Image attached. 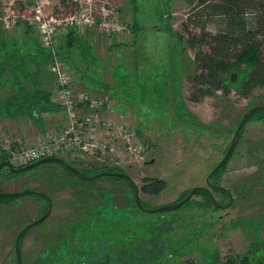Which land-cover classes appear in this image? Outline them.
Returning <instances> with one entry per match:
<instances>
[{
    "label": "rangeland",
    "instance_id": "374dc122",
    "mask_svg": "<svg viewBox=\"0 0 264 264\" xmlns=\"http://www.w3.org/2000/svg\"><path fill=\"white\" fill-rule=\"evenodd\" d=\"M64 1L71 4V0H0V34L10 33L7 39L25 52L23 67L29 74L42 73L47 81L54 82L51 65L56 59L75 83L78 69L72 61H79L80 49H89L98 58L97 76L105 81L108 75V101L116 90L128 106L121 108L126 113L117 112L121 121L117 125L129 126L143 147L132 155L119 150L110 156L113 159L87 154L61 158L83 172L123 169L138 187L145 177L165 180L167 188L158 196L140 192L149 211L177 203L195 187H206V178L226 154L243 116L264 106V88L244 97L239 93L244 75L235 71L227 77L228 95L216 92L200 103L190 101L187 77L194 74L195 65L182 29L190 13L186 0H76L77 7ZM36 11L44 21L35 19ZM70 14L71 19L65 20ZM218 25L214 21L209 31L215 33ZM50 28L54 37L48 49L42 33ZM108 41L123 48L110 51ZM33 53L43 55L44 63H37ZM6 57L1 51L0 61ZM85 96L87 102L102 99ZM87 105H78V111L87 109L90 114ZM106 108L103 104L90 116L103 125L107 120L100 113ZM58 109L65 113L61 104ZM6 140L17 147L25 145L0 131V141ZM0 154L4 155L1 144ZM8 174L5 168L0 176L1 192L37 190L53 204L49 218L23 238L22 264H182L187 259L200 264H227L230 259L264 264V113L247 124L232 158L215 178L233 195L234 204L224 211L205 209L202 196L196 195L176 211L144 212L126 181L108 177L81 181L56 164ZM214 195L228 204L226 196ZM46 208V201L32 196L0 198V264H17L18 234Z\"/></svg>",
    "mask_w": 264,
    "mask_h": 264
},
{
    "label": "trees",
    "instance_id": "16d2710c",
    "mask_svg": "<svg viewBox=\"0 0 264 264\" xmlns=\"http://www.w3.org/2000/svg\"><path fill=\"white\" fill-rule=\"evenodd\" d=\"M74 1L76 2V0H71V4L66 1L64 3L77 7V3H74ZM186 1L190 7V13L182 23V29L186 36V45L193 52L195 65L194 74L187 77L190 101L200 103L207 97H213L216 92L228 95L230 86L227 84V77L235 71L244 75V81L239 91L244 97L251 96L258 88H264V0ZM27 14L30 13L27 12ZM68 17H71V14L66 16V18ZM214 21H218L219 24L215 33L208 29L209 25ZM80 92L88 93L85 90ZM115 92L117 93L118 91L115 90ZM105 98H109V96ZM110 101H107L104 105L108 107L111 103ZM261 113H264V111L256 113L253 117ZM0 156V163L8 161L5 154H0ZM55 164L61 166L69 175L76 178L64 166ZM4 169L0 170V176L3 174ZM7 170L9 172L8 177L23 174H16L10 169ZM103 172L124 173V170L111 167L95 171H84L83 174L93 177ZM126 182L131 185L129 181ZM166 188L167 182L163 179L157 177H145L142 179L141 191L144 194L158 196ZM190 192L191 190L186 192L179 201L185 199ZM196 195L202 196L203 203L200 204L205 209H216L205 192L200 191ZM32 197L46 201V210H48L49 202L46 198L41 196ZM190 202L187 204H190ZM182 264L200 263L193 259H187ZM227 264L239 263L230 259Z\"/></svg>",
    "mask_w": 264,
    "mask_h": 264
},
{
    "label": "crops",
    "instance_id": "0c3cea01",
    "mask_svg": "<svg viewBox=\"0 0 264 264\" xmlns=\"http://www.w3.org/2000/svg\"><path fill=\"white\" fill-rule=\"evenodd\" d=\"M8 35L11 36L8 32L0 34V42L2 40L4 42L1 44L4 48L0 47V52L7 54L6 59L1 58L2 61H0V131L15 143L32 145L43 138L45 133L59 132L67 122V116L58 109L57 85L54 76L52 75L53 82L50 79L47 81L48 77L42 73L29 74V70L23 67L21 61V55L25 52L22 51V47H17L18 44L12 39H7ZM29 44L33 50V44ZM109 45L110 51H113L114 47L123 48L114 42H110ZM26 52L31 53L29 49ZM79 52V61L71 60L74 67L78 69L77 80L74 83L75 89L79 92L84 89L96 99L109 96L107 92L111 91V86L106 81L109 79L108 75H104L106 76L104 81L95 71V62L98 58L89 49L82 48ZM33 55L37 63H44L43 55L36 53ZM107 71L110 72V70ZM109 74L113 80L111 72ZM111 93L113 94L111 104L100 115L104 120L121 123L117 120V112L121 113L123 111L121 108H128V106L124 105V97L121 94L115 91ZM132 110L131 108L130 112Z\"/></svg>",
    "mask_w": 264,
    "mask_h": 264
},
{
    "label": "built area",
    "instance_id": "2783aa9c",
    "mask_svg": "<svg viewBox=\"0 0 264 264\" xmlns=\"http://www.w3.org/2000/svg\"><path fill=\"white\" fill-rule=\"evenodd\" d=\"M36 12L38 15L35 19L44 21L43 17L40 18L42 15H39V11ZM54 18L52 16L51 19ZM69 18L71 19V17ZM55 20V22H59L57 18ZM44 27L49 28V26ZM52 37H54L52 28L43 29L42 41L45 42L48 49L52 48ZM51 68L57 85L58 101L67 114V122L59 132H48L33 146L22 145L17 147L8 140L0 141L3 152L8 158L7 162L18 168L44 158L62 157L69 154H87L96 158L113 159L110 156L115 155L119 150L130 151L129 153L132 155L131 151L135 150L137 153L143 147L137 134L126 124L117 125L114 122L107 121L101 125L99 121L90 116L93 112H97L101 105L107 103L108 98L87 102L86 93L75 92L74 82H72L74 78L70 77L65 66L55 59ZM80 104H90L91 113L89 114L87 109L84 112L78 111L77 107ZM98 126L102 127L98 129Z\"/></svg>",
    "mask_w": 264,
    "mask_h": 264
},
{
    "label": "water",
    "instance_id": "95a60500",
    "mask_svg": "<svg viewBox=\"0 0 264 264\" xmlns=\"http://www.w3.org/2000/svg\"><path fill=\"white\" fill-rule=\"evenodd\" d=\"M235 76V75H234ZM232 76V81H235V77ZM264 111V106H257L253 109H250L242 118L241 123L239 124L236 133L233 137V140L231 142V145L226 153V155L223 157V159L220 161V163L212 170V172L208 175V177L206 178V185L208 187L205 186H198L195 187L191 190V192L189 193V195L174 204L165 206V207H161L152 211H148L144 208L143 203L140 199V187H138L133 180L131 179V177L127 174V173H116V172H103L100 174H97L93 177H89L86 176L85 174H83V172L78 169L73 167L72 165L68 164L63 158L61 157H48V158H44L41 159L35 163L29 164L25 167L22 168H16L14 165H12L11 163L5 161L0 163V170L3 168H8L10 169L13 173H24V172H28L31 170H34L35 168L41 167L43 165L46 164H60L62 166H64L73 176H75L78 179H81L83 181H87V182H91L94 180H97L99 178H116L119 180H126L129 181L131 186L133 187L134 191H135V202L136 205L138 206V208L144 212H150V213H162V212H172V211H176L179 210L180 208H182L183 206H185L191 199H193V197L199 193L200 191H205L208 194H210L212 200H213V204L215 206V208L220 209L222 211L229 209L232 204H233V196L231 194V192L229 190H227L224 187L221 186H216L211 182V179L218 173L220 172L229 162L231 156L233 155V153L235 152L240 139H241V131L247 126V124L249 123L250 119L259 112H263ZM210 189H215V190H219V191H223L228 193L229 197H230V203L226 206H222L213 196V194L211 193ZM22 196H41L44 197L48 200L49 202V208L47 210V212L40 217L39 219H37L36 221H34L33 223L27 225L17 236L16 241H15V253H16V261L17 264H22V248H21V244H22V240L24 238V235L31 229H33L34 227L42 224L43 222H45L49 216L52 213L53 210V204L51 199L43 192L40 191H36V190H30L27 189L23 192H19V193H4L0 191V198L1 199H5V200H10V199H15V198H19Z\"/></svg>",
    "mask_w": 264,
    "mask_h": 264
},
{
    "label": "flooded vegetation",
    "instance_id": "af4514ba",
    "mask_svg": "<svg viewBox=\"0 0 264 264\" xmlns=\"http://www.w3.org/2000/svg\"><path fill=\"white\" fill-rule=\"evenodd\" d=\"M252 119H253V118H251L250 121H251ZM250 121H249V122H250ZM244 129H245V128H244ZM244 129L241 131V139H242V137H243ZM241 139H240V140H241ZM230 145H231V143H230ZM230 145H229V147H230ZM228 149H229V148H228ZM227 151H228V150H227ZM226 153H227V152H226ZM233 154H234V153H233ZM225 155H226V154H225ZM225 155H224V156H225ZM232 156H233V155H232ZM232 156H231V158H232ZM231 158H230V159H231ZM229 161H230V160H229ZM36 162H37V161H36ZM34 163H35V162H34ZM219 163H220V162H219ZM228 163H229V162H228ZM31 164H32V163H31ZM46 165H47V164H46ZM26 166H27V165H26ZM226 166H227V165H226ZM226 166H225L223 169H225ZM24 167H25V166H24ZM21 168H22V167H21ZM7 169H8V168H7ZM35 169H36V168H35ZM223 169H222V170H223ZM222 170H221V171H222ZM221 171H220V172H221ZM220 172H218V173H220ZM218 173H217V174H218ZM215 178H216V176H214V177L211 179V182H212L214 185H216V186H221V185H218V184L216 183ZM123 181H125V180H123ZM129 183H130V182H129ZM206 187H208V186L206 185ZM221 187H223V186H221ZM224 188H225V187H224ZM226 189H227V188H226ZM210 190H211V193L213 194L214 198H215L214 193H221L222 195L226 196V197L229 199L228 204L230 203V197H229L228 193L223 192V191H219V190H215V189H210ZM227 190H228V189H227ZM140 192H141V187H140ZM203 192H205V191H203ZM230 192H231V191H230ZM205 193H206V194L210 197V199L212 200L210 194H208L207 192H205ZM231 194H232V193H231ZM195 196H196V195H195ZM232 196H233V195H232ZM193 198H194V197H193ZM215 199H216V198H215ZM191 200H192V199H191ZM191 200H190V201H191ZM216 200H217V199H216ZM233 200H234V199H233ZM190 201H189V202H190ZM212 202H213V200H212ZM218 202H219V201H218ZM219 203H220V202H219ZM220 204H221L223 207L226 206V205H228V204L225 205V204H223V203H220ZM233 204H234V203H233ZM233 204H232V205H233ZM144 208H145V207H144ZM216 209H217V208H216ZM217 210H218V211H222V210H220V209H217ZM148 211H149V210H148Z\"/></svg>",
    "mask_w": 264,
    "mask_h": 264
}]
</instances>
